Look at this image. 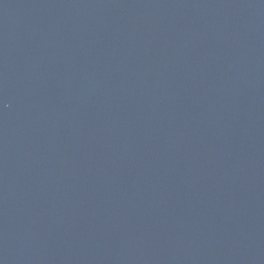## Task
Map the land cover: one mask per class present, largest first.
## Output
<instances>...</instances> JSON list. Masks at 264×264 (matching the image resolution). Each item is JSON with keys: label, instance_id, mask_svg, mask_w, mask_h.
Returning a JSON list of instances; mask_svg holds the SVG:
<instances>
[{"label": "water", "instance_id": "1", "mask_svg": "<svg viewBox=\"0 0 264 264\" xmlns=\"http://www.w3.org/2000/svg\"><path fill=\"white\" fill-rule=\"evenodd\" d=\"M0 264H264V0H0Z\"/></svg>", "mask_w": 264, "mask_h": 264}]
</instances>
